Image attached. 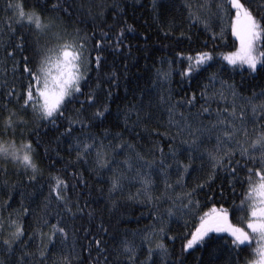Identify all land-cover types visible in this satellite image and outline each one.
Returning a JSON list of instances; mask_svg holds the SVG:
<instances>
[{
  "label": "trees",
  "instance_id": "16d2710c",
  "mask_svg": "<svg viewBox=\"0 0 264 264\" xmlns=\"http://www.w3.org/2000/svg\"><path fill=\"white\" fill-rule=\"evenodd\" d=\"M242 2L258 20L264 15L257 8L264 6V0ZM9 3L40 12L52 25L38 32L26 21L16 23L17 13L7 9ZM219 3L0 0V141L14 140L18 146L31 141L41 170L30 180V170L0 158V245L14 231L10 220L24 229L12 251L0 246L3 264H105V259L107 264H243L252 258L256 236L239 253V260L226 233H210L214 239L183 248L200 217L213 206L226 209L230 222L247 230L248 168L254 167L251 159L258 162L264 151L258 146L251 151V141L264 126V67L258 64V71L252 72L246 65L233 67L222 60L239 42L231 31L234 11L218 10ZM77 36L87 38L82 94L50 120L37 118L29 108L21 113L27 123L17 127L15 135L11 129L4 134L3 121L10 111L20 112L23 100L18 96L29 83L23 73L25 58L35 70L45 49ZM97 40L102 41L100 50L95 49ZM258 50L264 48L258 45ZM201 51L213 59L182 76L188 61L181 62L178 54L186 58ZM169 68L170 78L160 80L157 70ZM89 93L95 97L91 105L85 102ZM252 105L257 106L255 114ZM105 106V115L93 119ZM76 118L90 126L72 124L69 135V120ZM218 120L225 123L217 124ZM230 124L241 131L228 140L223 132L230 130ZM181 128L185 130L180 132ZM194 138L198 139L191 146ZM78 141L93 144L87 156L77 157ZM242 149L248 151L242 154ZM210 153L229 155L214 168ZM50 174L67 180L75 215L48 199ZM113 176L121 179L110 191ZM77 205L82 211L77 212ZM58 220L67 235L57 233L49 241L50 226ZM162 226V238L158 234L151 243L144 241L146 234ZM125 241L134 246L132 261L123 253ZM157 242L165 251L156 248Z\"/></svg>",
  "mask_w": 264,
  "mask_h": 264
},
{
  "label": "snow or ice",
  "instance_id": "6c2138e0",
  "mask_svg": "<svg viewBox=\"0 0 264 264\" xmlns=\"http://www.w3.org/2000/svg\"><path fill=\"white\" fill-rule=\"evenodd\" d=\"M55 7V6H54ZM257 8L264 12V6L258 5ZM8 10H13L17 13L16 23L23 25L25 21L28 26H33L39 31L47 30L52 22L49 21L47 24L44 21L42 14L38 11L32 10L26 12L23 9L22 4H12L7 5ZM218 10H227L229 12L235 13L231 16V31L232 35L239 42V46L234 52H228L222 55V60L230 66H247V69L252 72L258 71V64L264 67V51L258 50V45L264 48V15L261 19H257L254 15L253 9L250 6H246L242 0H221V3L217 5ZM131 27V26H129ZM79 41V42H77ZM102 44L101 40L96 41L95 49L100 50ZM87 46L86 37H74L71 40L65 39L62 43L57 44L54 48L45 49L40 55L39 62L35 70L28 67V60L25 58V67L23 73L27 74L29 77V83L27 88L24 90L22 96H18V100L22 99L23 104L21 105L20 112L10 111L8 116L3 121V133L7 134L8 130L13 131L15 135V129L22 124H26L27 121L24 119L21 113L26 114L28 109L34 116L42 120H50L55 118L58 114L62 115V110L64 107L75 99L77 94H82V81L86 77V69L84 64V52ZM11 55V53H10ZM181 58V62L187 59L188 66L181 72L182 76H188L194 71L199 70L202 66L207 65L209 61L213 59L211 53L206 51L197 52L195 56L189 55L186 58L182 53L178 54ZM97 68L100 66L101 57L98 55L96 57ZM158 78L162 81L168 80L171 76V68L167 71L157 70ZM215 79V74L212 76ZM13 93H9L12 95ZM161 101L164 98L161 97ZM87 103L94 104L95 97L92 93H89L86 101ZM82 106L84 102H81ZM189 104L192 103L191 100L188 101ZM6 107V105H5ZM264 108V106H261ZM83 108H81V111ZM107 111V106L103 110L97 109L93 116V119L97 117H103ZM172 112V109H169ZM205 112L208 109H204ZM252 112L255 114L257 112V106L252 105ZM232 117L235 119V108L232 112ZM243 111H241V119H243ZM264 119V117H261ZM80 124L81 127L90 126L85 125L82 119H70V128L67 130L68 134H71V125ZM217 124L225 123L223 120H218ZM216 125L214 124L213 127ZM186 127H190L187 126ZM230 130H225L223 136L228 140H231L234 134L240 132L241 129L237 128L235 124H230ZM185 129L181 128L180 132ZM198 131V130H197ZM243 134L247 135L246 128L243 129ZM194 136V132L190 133ZM194 138L191 142V146H195L196 140ZM220 138L218 137V140ZM257 146L259 149L264 150V126H262L261 131L256 135V138L251 141V151H256ZM93 144L87 142L77 143V157L87 156L91 151ZM119 147V145H117ZM131 147V145H129ZM247 149H242V154L246 153ZM175 154V153H173ZM210 158L213 161V167L223 163L224 156H228L229 153H225L224 156H220L218 153H210ZM101 154L97 153V159L100 160ZM0 157L5 160H10L17 166L23 167L26 172L31 171L29 176L30 180H34L37 174L40 173V168L34 159V148L31 141L21 142L19 146L16 145L15 141H0ZM254 167L248 168L249 173V188L246 193V201H250L248 204L247 211V221L246 228L233 224L229 220V213L223 207L217 209L213 206L208 212H205L199 219V223L196 225L193 231L190 233V238L186 239L183 245L185 250L192 249L195 245L203 244L208 240L214 239L210 236V233H226L231 239V247L233 250L237 251V259L239 260V253L244 251L246 247H250L251 240L253 236L258 237L257 247L252 249L251 259H245L243 264H264V151H262L259 161L257 162L255 158L251 159ZM258 163V166H255ZM229 166H231L229 161ZM187 169V165H184ZM256 179H253V178ZM121 177L113 176L111 178V189L115 190L120 184ZM50 180V191L49 200L55 199L58 204H63L64 210L67 213L72 212V207L69 206L68 190L69 184L66 179L59 175L49 176ZM149 181L145 180L144 184H148ZM76 185L73 184L74 188ZM242 201V205L246 202ZM191 203V201H190ZM185 208L188 205L184 206ZM77 212L82 211L79 206H76ZM243 210V209H241ZM27 211V209H25ZM168 214L171 217L174 215L173 209H168ZM45 223H47L45 221ZM61 221L58 220L57 223L50 226L51 233L46 236L49 241H52L57 233L66 236L67 231L65 227L60 226ZM3 225L0 223V229ZM10 227L14 229L9 233L8 238L3 239L2 247H5L8 251H12L13 245L20 240L24 235L23 227L16 221L10 220ZM105 231H107L105 229ZM160 235L163 237L164 227L159 229H153L150 234L144 236V241L151 243L153 236ZM46 234L41 233L42 237ZM215 239H219L216 237ZM101 241L97 240V246L99 247ZM227 243L225 247H227ZM156 248L161 251H165L162 242H157ZM103 251V250H101ZM134 246L128 242H123V253L128 256L130 261L134 260ZM149 255L152 254V248L148 249ZM43 255V252H41ZM3 264V261H0ZM105 264H107V259H105Z\"/></svg>",
  "mask_w": 264,
  "mask_h": 264
},
{
  "label": "rangeland",
  "instance_id": "374dc122",
  "mask_svg": "<svg viewBox=\"0 0 264 264\" xmlns=\"http://www.w3.org/2000/svg\"><path fill=\"white\" fill-rule=\"evenodd\" d=\"M18 146V145H17ZM0 158H3V157H0ZM244 227V226H243Z\"/></svg>",
  "mask_w": 264,
  "mask_h": 264
}]
</instances>
